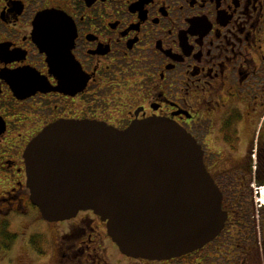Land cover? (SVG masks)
Wrapping results in <instances>:
<instances>
[{
  "label": "flooded vegetation",
  "instance_id": "af4514ba",
  "mask_svg": "<svg viewBox=\"0 0 264 264\" xmlns=\"http://www.w3.org/2000/svg\"><path fill=\"white\" fill-rule=\"evenodd\" d=\"M42 15L54 19L35 27ZM155 118L201 148L223 229L193 253L149 261L123 255L106 223L81 212L46 224L60 233L51 264H261L264 204L257 234L248 211L251 189L264 188V0H0L2 225L46 223L23 158L45 128L79 121L124 131Z\"/></svg>",
  "mask_w": 264,
  "mask_h": 264
},
{
  "label": "water",
  "instance_id": "95a60500",
  "mask_svg": "<svg viewBox=\"0 0 264 264\" xmlns=\"http://www.w3.org/2000/svg\"><path fill=\"white\" fill-rule=\"evenodd\" d=\"M54 19L42 15L38 22ZM26 187L47 223L92 212L130 258L163 261L213 240L227 216L201 148L161 119L124 131L96 122L59 121L25 149Z\"/></svg>",
  "mask_w": 264,
  "mask_h": 264
},
{
  "label": "rangeland",
  "instance_id": "374dc122",
  "mask_svg": "<svg viewBox=\"0 0 264 264\" xmlns=\"http://www.w3.org/2000/svg\"><path fill=\"white\" fill-rule=\"evenodd\" d=\"M258 121L259 120L257 119L256 122ZM217 165L220 164L217 163ZM219 168L220 167H217L216 169L218 170ZM255 189L256 188L251 189L253 211L248 212L251 219V225L253 226V231L257 234L259 232L258 222L260 218V215H258V211L260 210L258 206L261 205V203L264 204V188H261L258 194H256ZM248 212H246V216L248 215ZM8 222V226L0 223V233L2 234L5 232L10 234V236H16V240L10 245L9 242L4 240L0 235V264H51L52 258L50 257L54 255V241L55 238H57V241L60 240V233L57 234L51 227H46L47 223L42 224V222H38L36 224H31L27 219L16 218H10ZM40 239L43 241V248L40 247ZM4 246H9L10 249L5 251ZM27 246L33 253L34 251L32 248L34 250H39L43 254L46 253L47 258L45 260L40 259L36 253L32 254L28 250ZM261 264H264V260L261 261Z\"/></svg>",
  "mask_w": 264,
  "mask_h": 264
},
{
  "label": "trees",
  "instance_id": "16d2710c",
  "mask_svg": "<svg viewBox=\"0 0 264 264\" xmlns=\"http://www.w3.org/2000/svg\"><path fill=\"white\" fill-rule=\"evenodd\" d=\"M0 235L2 236V238L4 240L8 241L10 245L12 242H14L16 240V238H15L16 236H10V234H7L5 232H3L2 234L0 233ZM9 246H4V250L8 251L10 249Z\"/></svg>",
  "mask_w": 264,
  "mask_h": 264
}]
</instances>
